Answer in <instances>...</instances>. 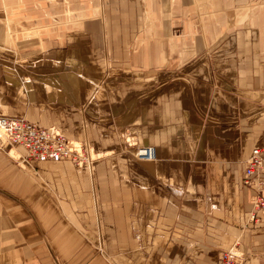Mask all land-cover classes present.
<instances>
[{
  "label": "crops",
  "instance_id": "1",
  "mask_svg": "<svg viewBox=\"0 0 264 264\" xmlns=\"http://www.w3.org/2000/svg\"><path fill=\"white\" fill-rule=\"evenodd\" d=\"M0 115L108 152L50 164L0 139V264H104L97 238L121 264H264L241 181L264 148V0H0Z\"/></svg>",
  "mask_w": 264,
  "mask_h": 264
},
{
  "label": "built area",
  "instance_id": "2",
  "mask_svg": "<svg viewBox=\"0 0 264 264\" xmlns=\"http://www.w3.org/2000/svg\"><path fill=\"white\" fill-rule=\"evenodd\" d=\"M0 135L11 146H22L29 159L58 162L80 156L56 126H42L24 117L0 116ZM241 181L244 186L254 189L250 218H259L264 215V148L251 150L242 170Z\"/></svg>",
  "mask_w": 264,
  "mask_h": 264
},
{
  "label": "rangeland",
  "instance_id": "3",
  "mask_svg": "<svg viewBox=\"0 0 264 264\" xmlns=\"http://www.w3.org/2000/svg\"><path fill=\"white\" fill-rule=\"evenodd\" d=\"M0 116H8V115H0ZM51 125L56 126L55 124H51ZM51 125H46V126H51ZM42 126H44V125H42ZM64 135L71 142V144L73 146H75L76 150L79 151V154H80V156L79 155L77 157L74 156V159H69L68 160L70 162L71 166H77V167L94 166L95 165V161L96 162L97 161H101L99 158L108 155V152H106L105 154L104 153L94 152L93 149L88 148L87 146L84 145V143L79 142V141H75L74 139L70 138L66 134H64ZM119 136L124 141V147L122 148V150L125 151L128 155H130V157L138 159L137 155H136L138 145L136 144L135 138L133 139V137L130 136L129 133H124V132L122 134H120ZM0 138L3 140L2 136ZM130 143H132V144H130ZM24 158L29 159L27 157L26 151H25V157ZM31 160H34V159H31ZM35 161H37V160H35ZM47 161H49V160H47ZM54 163L52 161V163H50V164H54ZM252 220H254V219H252ZM100 241H101V239L99 238V240H98V238H97V245H96V251L98 253L97 254V258H100L101 260H103L104 264L105 263L106 264H117L118 262H119V264H121L122 262H120V261H123V260H125L127 262L126 258H123L122 256L120 258V255L117 256L116 253L115 254H108V255L105 254L104 251H103L104 248L102 247V244H101ZM241 262L242 261H240L239 256L238 255H234L231 251H225L224 253H222L221 258H220V264H241Z\"/></svg>",
  "mask_w": 264,
  "mask_h": 264
},
{
  "label": "bare ground",
  "instance_id": "4",
  "mask_svg": "<svg viewBox=\"0 0 264 264\" xmlns=\"http://www.w3.org/2000/svg\"><path fill=\"white\" fill-rule=\"evenodd\" d=\"M132 143H130V144H132ZM136 144H137V142H136ZM137 149H138V151H137V158L138 159L150 160V159L154 158V149L151 146L139 145ZM140 154H144V155H140ZM138 156H140V158Z\"/></svg>",
  "mask_w": 264,
  "mask_h": 264
}]
</instances>
